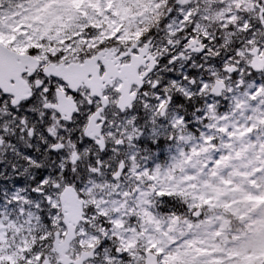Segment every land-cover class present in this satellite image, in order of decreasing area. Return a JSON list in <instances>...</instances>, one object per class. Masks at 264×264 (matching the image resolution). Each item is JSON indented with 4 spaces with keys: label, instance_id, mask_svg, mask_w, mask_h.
Segmentation results:
<instances>
[{
    "label": "snow or ice",
    "instance_id": "snow-or-ice-1",
    "mask_svg": "<svg viewBox=\"0 0 264 264\" xmlns=\"http://www.w3.org/2000/svg\"><path fill=\"white\" fill-rule=\"evenodd\" d=\"M0 264H264V0H0Z\"/></svg>",
    "mask_w": 264,
    "mask_h": 264
}]
</instances>
